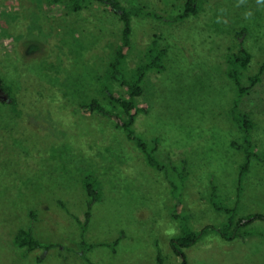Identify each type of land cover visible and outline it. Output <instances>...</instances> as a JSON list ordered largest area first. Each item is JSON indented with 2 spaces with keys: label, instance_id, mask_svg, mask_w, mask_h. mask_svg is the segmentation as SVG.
<instances>
[{
  "label": "rangeland",
  "instance_id": "374dc122",
  "mask_svg": "<svg viewBox=\"0 0 264 264\" xmlns=\"http://www.w3.org/2000/svg\"><path fill=\"white\" fill-rule=\"evenodd\" d=\"M121 3L170 18L185 0ZM44 4L47 1L0 0V73L17 97L15 106L0 102V264H87L82 253L95 264H159L156 243L165 256L163 264H180L170 239L182 223L172 219L171 210L190 214L183 227L195 231L209 224L223 226L229 219L209 201L212 180L218 186L217 202L234 208V219L264 215V161H251L236 199L244 154L231 146L232 140L241 141V133L230 119L238 96L225 60V50L237 52L239 44L232 31L246 28L239 41L253 56L245 75L258 71L264 61V4L206 0L197 17L173 24L133 17L128 68L142 60L157 35L169 48L166 70L148 73L139 101L149 105V112L139 116L136 128L161 138L157 156L162 162L189 160L186 180L176 181L183 199L178 206L167 176L146 164L143 153L113 120L78 108L82 97H97L110 107L97 79L104 75L121 37L120 20L101 3L49 19ZM56 44L71 54L67 64L66 57L60 58L65 56L62 49L56 53L62 77L53 74ZM53 87L63 91L56 97L59 112ZM240 108L255 122V150L264 152V76L242 98ZM53 110L58 114L55 119L63 120L56 123ZM71 118L75 130L63 135L60 130L70 128ZM173 166L168 168L174 179ZM88 175L97 177L101 196L82 235L78 220L83 222L88 210L84 189ZM30 210L37 213L35 237L58 246L34 250L26 257L14 237L20 227H28ZM249 229L256 233L245 241H227L207 232L185 249L188 264H264V220H255ZM82 237L101 245L82 247Z\"/></svg>",
  "mask_w": 264,
  "mask_h": 264
},
{
  "label": "trees",
  "instance_id": "16d2710c",
  "mask_svg": "<svg viewBox=\"0 0 264 264\" xmlns=\"http://www.w3.org/2000/svg\"><path fill=\"white\" fill-rule=\"evenodd\" d=\"M47 1L48 5H45L47 9L48 18H60L65 17L67 13L70 12H80L84 9L90 8L94 3H101L105 6L106 10L113 13L118 17L121 22V37L118 44L115 47L114 53L110 58L107 68L105 69L104 75L98 77L99 83V92L105 97L109 102L110 107L104 105V103L97 97L93 98H84L82 97L78 101V108L84 114H99L109 119L113 120L114 126L123 131L125 136L134 144L136 147L143 153L144 160L146 164L152 167L154 170L163 173L169 179V185L171 188V195L174 199V204L176 206L182 205V196L179 190L178 184L176 181L186 180L188 175V167L190 162L186 158L180 159V162L169 160L168 162H162L157 153L160 148L161 138L159 136L148 137L142 132L138 131L136 128V122L139 116L142 114H147L149 112V105L145 102L139 101V97L142 96L144 92V85L148 77V73H161L164 72L167 68L166 66V56L168 54V46H163L158 40L159 35L155 36V39L151 41L148 45L145 55L142 60L134 67L128 68L127 58L128 52L132 45V35H133V26L132 20L133 17H153L158 20H163L166 23H176L178 21H186L191 17H197L198 14L203 9V3L206 0H185L181 11L170 17L165 18L161 14L149 10L143 6L130 5L125 6L121 3V0H42V2ZM51 7V8H50ZM50 8V9H49ZM187 23V22H186ZM231 32V31H230ZM246 28L240 30H233L231 35L234 39L238 40L237 52H228L225 50V60L227 62V68L230 70L227 71L230 79H232L236 85L237 89V98L232 104V113L230 114V119L233 124L238 128L241 133V141L232 140L231 146L241 151L244 154V161L239 166V182L237 186V202L241 196V181L243 177L248 173L251 161L254 159H259L264 161V152H257L255 150V140L253 137V131L255 128V122L251 117L250 113L244 111L240 108V102L242 98L248 95L254 87L262 81L264 76V61L260 65L258 71L253 75H245L246 70L249 67L252 59V53L248 50L243 41H239L246 35ZM58 43V42H57ZM58 48L54 52L55 57H53V66H54V75H58L57 69L60 68L59 60L57 59V52L59 48L62 49L68 63H70V55L68 49L64 45L56 44ZM53 46V47H54ZM64 47V48H62ZM67 53V54H66ZM56 67V68H55ZM61 77L62 74H59ZM62 79V78H61ZM35 80V79H34ZM0 86L3 91H5L11 98V102H4L5 104H11L12 106L17 104V97H13V90L8 86V83L3 79L0 73ZM63 91L53 87V104L56 105L57 111L59 112V100L57 94H62ZM2 102V101H0ZM56 110H53V120L57 123L59 120H63L62 117L55 119ZM72 122H69L70 128L66 130H60L63 135H68L70 130H75V121L71 118ZM73 135V132L71 131ZM81 137L78 136L79 140ZM171 159V158H169ZM173 164V170L176 174V177L173 179L169 175L170 171L168 166ZM99 184L97 182V177L94 175H88L84 179V189L88 196V210L85 212V220L81 222L78 220L82 235L87 230L92 216V206L100 201L99 196ZM218 186L212 180L211 181V193L209 194V201L213 205V208L217 211H224L226 214H229V219L226 224L223 226H216L214 224H209L202 227L200 230L189 229L188 225L183 227L184 222L188 219L190 214L185 211V215L178 213L179 211L171 210L172 219L182 223V227L179 232L173 234L170 239V247L173 254L180 258V264H188L187 256L185 249L196 244L201 237H203L207 232L214 231L219 234L225 240H234L241 239L246 240L247 236L254 235L256 232L249 229V224L255 220H264L263 214H249L240 216L238 219H234L233 214L235 209L229 208L228 206H223L218 199ZM60 204L65 206L61 201ZM30 223L28 227H20L17 234L14 237V244L23 249L24 255L27 257L28 254L37 249H43L45 252L49 251L51 248L58 246L54 243H45L39 241L35 237L34 232V223L37 220V213L35 210L29 211ZM181 220H183L181 222ZM187 223V222H186ZM119 240V239H118ZM116 240L114 244L118 242ZM80 245L85 248H95L99 243H87L84 238L80 241ZM113 247H115L113 245ZM80 252V250H79ZM82 258L86 261L87 264H95L92 262L85 253L80 254ZM43 256L38 258V261L41 262ZM156 257L159 264L165 262V256L163 255L161 247L156 243Z\"/></svg>",
  "mask_w": 264,
  "mask_h": 264
},
{
  "label": "water",
  "instance_id": "95a60500",
  "mask_svg": "<svg viewBox=\"0 0 264 264\" xmlns=\"http://www.w3.org/2000/svg\"><path fill=\"white\" fill-rule=\"evenodd\" d=\"M0 101L2 102H10L11 98L9 95L3 91L2 87L0 86Z\"/></svg>",
  "mask_w": 264,
  "mask_h": 264
},
{
  "label": "clouds",
  "instance_id": "9594fccd",
  "mask_svg": "<svg viewBox=\"0 0 264 264\" xmlns=\"http://www.w3.org/2000/svg\"><path fill=\"white\" fill-rule=\"evenodd\" d=\"M240 2H243V0H240ZM257 3L258 4H264V0H257ZM246 18H249L251 16V13H246L245 14Z\"/></svg>",
  "mask_w": 264,
  "mask_h": 264
},
{
  "label": "flooded vegetation",
  "instance_id": "af4514ba",
  "mask_svg": "<svg viewBox=\"0 0 264 264\" xmlns=\"http://www.w3.org/2000/svg\"><path fill=\"white\" fill-rule=\"evenodd\" d=\"M5 92V91H4Z\"/></svg>",
  "mask_w": 264,
  "mask_h": 264
}]
</instances>
